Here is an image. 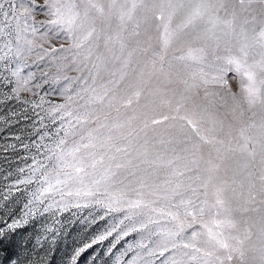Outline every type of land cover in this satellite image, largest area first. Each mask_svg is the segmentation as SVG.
<instances>
[{
    "label": "snow or ice",
    "instance_id": "1",
    "mask_svg": "<svg viewBox=\"0 0 264 264\" xmlns=\"http://www.w3.org/2000/svg\"><path fill=\"white\" fill-rule=\"evenodd\" d=\"M0 89L46 161L0 264H42L29 217L89 207L118 216L66 264H264V0H0Z\"/></svg>",
    "mask_w": 264,
    "mask_h": 264
},
{
    "label": "rangeland",
    "instance_id": "2",
    "mask_svg": "<svg viewBox=\"0 0 264 264\" xmlns=\"http://www.w3.org/2000/svg\"><path fill=\"white\" fill-rule=\"evenodd\" d=\"M52 92L53 87L51 85H45L41 89V93H47V98L53 103L61 102L58 96L52 95ZM13 113L20 114L21 105L15 101L4 103L0 100V222L7 221L9 223L12 219L22 217L23 205L29 198L30 192L35 190V185H19L20 191L12 188L11 193H9V188L18 178L27 175L33 156H37L42 162H46L43 157L39 156L35 148L36 143H40V141L39 135L33 127V122L22 118L18 119V116ZM28 114L31 115L30 112ZM48 127L51 129L53 126L49 124ZM40 131L43 132L44 129L41 128ZM16 136H20V140H17ZM24 145H28V147L25 148ZM20 168L25 169L24 174L19 172ZM5 195L9 196L7 201L3 199ZM102 211L96 207L73 208L63 214H57L56 217L37 216L36 219L29 217L28 223L17 229L18 238L42 239L43 236L47 235L45 233L46 228H55L58 233L55 242L53 243L49 239L44 243L43 249L36 245L31 257L33 261L42 262V264H66L67 255L71 254L73 248L89 242L97 232L102 231L113 222V217L118 216V214H112L106 220L97 219L95 224L89 225L87 223L92 216L98 218ZM90 213L91 215H89ZM132 240L133 238L129 237L126 241H122L121 245H117V248L113 249L114 256H118L127 247V243L132 242ZM108 243L106 241L103 245L95 246L94 254L99 257L101 253L106 251ZM91 252H93L92 249L84 254L81 264H91L90 259H85ZM104 259L109 258L105 255ZM157 264H160L159 260H157Z\"/></svg>",
    "mask_w": 264,
    "mask_h": 264
}]
</instances>
